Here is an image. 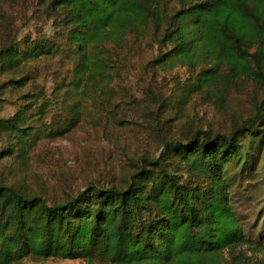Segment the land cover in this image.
Segmentation results:
<instances>
[{
	"label": "trees",
	"instance_id": "trees-1",
	"mask_svg": "<svg viewBox=\"0 0 264 264\" xmlns=\"http://www.w3.org/2000/svg\"><path fill=\"white\" fill-rule=\"evenodd\" d=\"M43 1L75 48L73 88L86 104L107 102L112 78L107 47L120 48L131 36L149 37L162 66L198 69L193 90L205 96L225 97L243 79L264 86V0ZM47 50L18 52L12 44L0 50V61L19 62L50 54ZM24 81L10 84L23 87ZM260 121L263 105L229 135L197 129L184 140L164 142L158 157L132 161L137 166L118 182L92 181L52 201L0 183V264L26 258L86 264H264V241L249 239L233 212L230 188L236 178L229 172L232 166L241 175L250 170L240 139L258 134ZM23 122L20 113L0 127L21 134ZM19 139L25 152L27 141L24 135ZM169 155L179 159L178 165L214 176L217 195L187 186Z\"/></svg>",
	"mask_w": 264,
	"mask_h": 264
},
{
	"label": "rangeland",
	"instance_id": "rangeland-1",
	"mask_svg": "<svg viewBox=\"0 0 264 264\" xmlns=\"http://www.w3.org/2000/svg\"><path fill=\"white\" fill-rule=\"evenodd\" d=\"M48 3L0 0V50L15 44L18 52L27 47L51 51L19 62L0 61V122L24 114L21 134L0 127L2 184L52 201L92 181L118 182L137 166L132 161L158 157L164 142L184 140L197 129L229 135L256 106L264 108V86L254 80L238 81L222 98L195 92L199 70L160 65L156 47L145 35L129 37L120 48L107 47L112 64L107 102L86 104L73 88L75 48L49 14ZM19 80H25L23 87L10 84ZM77 101L83 102L79 108ZM257 130L240 139L248 151V173L241 175L238 166L229 168L236 178L230 188L233 212L255 242L264 241V143H259L264 122ZM21 135L28 145L25 152L20 151ZM169 159L187 186L217 195L208 170L210 175ZM19 264L86 263L26 258Z\"/></svg>",
	"mask_w": 264,
	"mask_h": 264
}]
</instances>
